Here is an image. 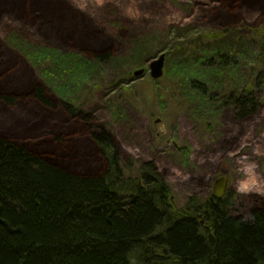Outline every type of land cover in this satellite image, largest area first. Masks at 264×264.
I'll use <instances>...</instances> for the list:
<instances>
[{
  "label": "rangeland",
  "instance_id": "374dc122",
  "mask_svg": "<svg viewBox=\"0 0 264 264\" xmlns=\"http://www.w3.org/2000/svg\"><path fill=\"white\" fill-rule=\"evenodd\" d=\"M4 1L1 92L21 94L20 87L46 82L117 136L128 175L136 176L152 163L168 181L179 208L191 198L214 193L221 178L228 179L227 192L235 197L264 196V4L232 12L219 0ZM232 27L224 42L242 78L235 71L224 72L223 89L229 94L240 87L236 92H241L250 82L260 103L244 110L245 115L251 113L246 119L236 106L225 105L217 115L201 120L178 66L216 46L219 39L208 35ZM108 48L111 61L89 63L95 51ZM164 53L165 74L156 81L149 65ZM138 69L147 71L135 78ZM35 105L18 107V122L12 110L0 104V120L4 117L8 124L0 131L18 142L35 138L27 131L37 121ZM63 125L68 145L42 148V153L54 154L70 171H100L104 160L87 133L79 130L77 136L64 120Z\"/></svg>",
  "mask_w": 264,
  "mask_h": 264
},
{
  "label": "trees",
  "instance_id": "16d2710c",
  "mask_svg": "<svg viewBox=\"0 0 264 264\" xmlns=\"http://www.w3.org/2000/svg\"><path fill=\"white\" fill-rule=\"evenodd\" d=\"M219 2L232 12L264 4ZM234 29L208 35L219 39L216 46L178 66L201 120L225 105L236 106L246 119L251 113L244 110L260 103L250 82L241 92H236L240 87L229 94L223 89L224 72L242 78L224 42ZM111 50L95 51L89 63L111 61ZM30 86L20 87L21 94L0 91V104L12 110L16 121H21L18 107L33 102L38 111L27 130L35 137L30 141L18 142L0 131V264H264V196L227 192L218 199L209 192L179 208L168 181L152 163L136 176L128 175L117 136L41 79ZM3 120L0 127L8 125ZM63 120L77 136L79 130L87 133L104 160L100 171H70L54 154L42 153V148L68 145L61 133L67 127Z\"/></svg>",
  "mask_w": 264,
  "mask_h": 264
},
{
  "label": "water",
  "instance_id": "95a60500",
  "mask_svg": "<svg viewBox=\"0 0 264 264\" xmlns=\"http://www.w3.org/2000/svg\"><path fill=\"white\" fill-rule=\"evenodd\" d=\"M166 66V54L160 55L157 59H154L149 65L150 76L154 80H160L164 77ZM146 69H139L135 71L134 77H143ZM228 179H218L214 185V196L218 199L223 198L227 192Z\"/></svg>",
  "mask_w": 264,
  "mask_h": 264
}]
</instances>
